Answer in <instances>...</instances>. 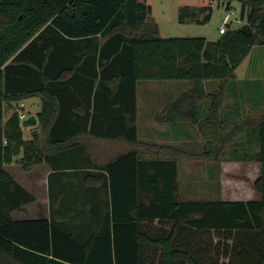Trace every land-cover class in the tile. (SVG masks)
Returning <instances> with one entry per match:
<instances>
[{"label":"trees","instance_id":"trees-1","mask_svg":"<svg viewBox=\"0 0 264 264\" xmlns=\"http://www.w3.org/2000/svg\"><path fill=\"white\" fill-rule=\"evenodd\" d=\"M236 1L245 24L211 42L160 38L149 0H0V264H151L157 255L158 264H264V115L219 120L237 68L264 45V0ZM198 3L182 7L181 23L211 19L212 0ZM210 80L220 84L206 93ZM141 81L191 82L162 121L197 128L205 142L197 159L260 164L253 185L260 199L183 200L179 161L192 155L152 145L150 152L166 159L143 160L133 149L110 160L106 192L93 194L86 212L65 221L52 194L50 219L14 220L11 213L35 197L4 166L19 157L25 166L42 162V138L71 156L62 170L79 169L80 136L136 145ZM34 97L41 100V132L25 141L18 115L5 117L7 105ZM244 134L258 150L221 160ZM212 233L232 239V248L222 239L214 245Z\"/></svg>","mask_w":264,"mask_h":264},{"label":"rangeland","instance_id":"rangeland-1","mask_svg":"<svg viewBox=\"0 0 264 264\" xmlns=\"http://www.w3.org/2000/svg\"><path fill=\"white\" fill-rule=\"evenodd\" d=\"M204 0H149L152 7V18L158 25V36L163 39L169 38H205L215 42L220 37V28L227 27L230 30L239 29L244 22L241 18L242 3L233 1L230 5L227 2L212 0V16L205 23L197 22L181 23L179 17L182 7L186 5H197ZM240 79L254 77L257 80L264 77V46H255L249 56L237 70ZM232 91L237 93L226 94L225 106L239 104L248 110L241 116L242 121L252 118H259L263 114H253L251 107L260 106L264 111V82L244 80L235 82ZM219 80L206 82L207 92L217 90ZM192 83L189 81H141L137 86L138 120V143L130 146L129 150H138L144 159H166V157L150 152V146H168L188 153L191 158H184L179 161V186L180 198L183 200H216V199H237V195H232L229 191H234L242 183L243 177L250 173L244 166L234 163L214 162L195 158L204 151V140L199 136L197 128L187 125L185 135L175 138V132L170 128V123H164L162 119L166 116V108L181 94L190 90ZM237 101V102H236ZM24 110L34 114L40 107L39 98H30L23 101ZM21 104L15 103V109ZM9 108V113H11ZM14 109V111H15ZM32 116V115H31ZM243 116V117H242ZM245 138L241 136L239 142L244 143ZM98 163L106 164L116 155L126 151V146L121 142L112 144L109 142H97L91 149ZM245 183V182H243ZM245 185V184H244ZM228 193V195L226 194ZM159 225V224H158ZM157 225L153 223V228ZM191 236L187 234V237ZM193 237L202 241L206 238L200 233L193 234ZM225 238V239H224ZM224 237L219 239L216 233L211 234L213 244L221 241L225 247L232 248L233 240ZM202 244V242H200ZM232 253V250L229 251ZM151 264H158L159 256L153 258ZM229 261V258H225ZM13 264H19L14 262Z\"/></svg>","mask_w":264,"mask_h":264},{"label":"crops","instance_id":"crops-1","mask_svg":"<svg viewBox=\"0 0 264 264\" xmlns=\"http://www.w3.org/2000/svg\"><path fill=\"white\" fill-rule=\"evenodd\" d=\"M150 16L152 17V10ZM258 46H264V45H258ZM239 67L237 68V70L239 69ZM237 70L235 72L236 82H242L244 80H250L253 82L254 81L264 82V77L259 78L260 80H257L254 77L249 79H240L239 76L237 75ZM206 82L204 83V86ZM206 93H212V92L206 91ZM226 100L227 97L225 96L224 101ZM7 106L11 108L10 109L11 113L10 114L7 113V115L5 116L6 118L12 115L15 109L14 103L9 104ZM41 108L42 105L40 100L39 110H37L34 114L30 113V116L32 115L37 118V114L41 111ZM261 109L263 108L260 106H255L250 108L253 114L262 115L264 111ZM244 113H248V110L242 107L241 105L233 104V105L225 106V103H223L220 109L219 120L225 121L227 122V124H230L231 122L242 121L240 115ZM21 127L23 129L25 141H30L35 134L41 132L39 128V122L37 123L36 126L33 127L24 128L22 124ZM186 127L187 125H185V122H180V127L178 128H173V126L170 124V128H172V131L176 133L175 138L177 139L180 138V135L186 134L185 133ZM241 136H244L245 141L244 143L240 142L239 144H237ZM241 136H239L234 141L236 143L232 142L230 144V146L226 150V153L221 157V160L229 159L233 157L236 152L243 154L245 149H248L251 152L258 150L257 149L258 147H256V145L250 146L247 144V139L245 134ZM78 141L79 144L81 145V148H79V152L77 153L76 156L78 158L79 169H72L73 167L69 166L67 170H62L61 168H64V166L63 167L60 166L63 165L62 164L63 162L68 163L71 160V156L65 155L64 151H60L56 147H50L46 145L44 143L43 138L40 143L42 148L41 149L42 162L38 164H29L28 166H25L22 163L18 162V160L21 159V157H19L17 158V161L13 162L12 164H6L4 166L5 171L16 182H18L23 188H25L35 197V201L27 205H23L20 208L15 209L11 213V216L14 220L23 221V220L50 219L52 194L56 198H58V202L60 204L55 206L56 210L62 208L63 210L67 211L65 221H69L68 219L70 218V215L76 214L79 210H84L86 212L87 209L86 207H88V203H89L88 201L91 198H93L92 195L103 194L104 192H106V187H108L109 185L106 172L104 171V167L105 165H107L108 162L106 164L98 163V159L96 158L94 152L91 150L94 144L97 142H109L112 144H117L118 142H121L126 146L127 150L121 152L115 157L127 153L128 151H130L129 150L130 146H132V144L128 143L124 139L108 140V139L96 138L90 135L80 136L78 138ZM240 144L242 145L240 146ZM142 159L150 161L149 159H144L143 157ZM225 163H232V162L223 161V164ZM234 164H240L250 172L247 173L242 178L243 179L242 181L245 183L239 182V186H241L240 189H238L237 187L234 191H229L232 195H237L236 197L238 198L237 199L222 198L216 200L249 201V200L260 199V196L256 194L253 185L254 182L261 175V165L258 163H249V162L248 163L234 162ZM55 169H61V170H55ZM226 194L228 195V193ZM87 219L88 217L86 216L81 218L78 217L77 221H75L74 223L81 224L82 223L81 221H85Z\"/></svg>","mask_w":264,"mask_h":264},{"label":"built area","instance_id":"built-area-1","mask_svg":"<svg viewBox=\"0 0 264 264\" xmlns=\"http://www.w3.org/2000/svg\"><path fill=\"white\" fill-rule=\"evenodd\" d=\"M220 34H225L227 32V27H222L220 28ZM25 104L23 102H21V104L15 109V113L18 115L19 120L21 121V124L23 123V121H25L26 119H28V117H30V114L27 113L25 110Z\"/></svg>","mask_w":264,"mask_h":264},{"label":"water","instance_id":"water-1","mask_svg":"<svg viewBox=\"0 0 264 264\" xmlns=\"http://www.w3.org/2000/svg\"><path fill=\"white\" fill-rule=\"evenodd\" d=\"M37 123H38L37 118L35 116H30V117H28V119H26L25 121H23L22 126L24 128L33 127V126H36Z\"/></svg>","mask_w":264,"mask_h":264}]
</instances>
